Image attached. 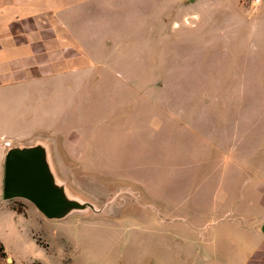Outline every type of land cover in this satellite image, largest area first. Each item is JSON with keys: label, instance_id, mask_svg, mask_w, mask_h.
I'll list each match as a JSON object with an SVG mask.
<instances>
[{"label": "rangeland", "instance_id": "374dc122", "mask_svg": "<svg viewBox=\"0 0 264 264\" xmlns=\"http://www.w3.org/2000/svg\"><path fill=\"white\" fill-rule=\"evenodd\" d=\"M18 2L0 0V264H239L264 214V0ZM30 146L83 207L3 198Z\"/></svg>", "mask_w": 264, "mask_h": 264}, {"label": "water", "instance_id": "95a60500", "mask_svg": "<svg viewBox=\"0 0 264 264\" xmlns=\"http://www.w3.org/2000/svg\"><path fill=\"white\" fill-rule=\"evenodd\" d=\"M3 198H25L48 218H61L71 208L83 207L67 198L55 183L40 146L8 150L4 160ZM262 230L264 232V225Z\"/></svg>", "mask_w": 264, "mask_h": 264}, {"label": "crops", "instance_id": "0c3cea01", "mask_svg": "<svg viewBox=\"0 0 264 264\" xmlns=\"http://www.w3.org/2000/svg\"><path fill=\"white\" fill-rule=\"evenodd\" d=\"M10 3L12 6L15 8L17 4L19 3L18 0H10ZM26 4V3H25ZM14 11L10 14L9 17L13 18L15 15H13ZM18 15V14H17ZM3 19V18H2ZM263 217L258 220L259 225L255 227V225H252V228L245 229L246 233H249L251 236V240L255 241V244H253V247H246L242 248L240 253L236 251L237 253V258L241 260L239 264H264V232L262 230V227L264 225V214L262 215ZM211 238V237H210ZM209 238V239H210ZM207 240V238H206ZM211 242V241H210ZM208 243L205 248L207 251V255H209L212 250H214L215 245L211 243ZM216 248V247H215ZM217 250V248H216ZM210 251V252H209ZM228 252V250H227ZM199 251H193L192 255L194 256V261L192 262L193 264H198L197 259L200 260L199 257ZM218 253V250H217ZM213 253H211L212 255ZM216 257L217 254H214ZM215 257L209 255V257H206L205 259L210 263V264H229V258L228 255L224 259L223 262H218ZM235 258V257H234Z\"/></svg>", "mask_w": 264, "mask_h": 264}, {"label": "trees", "instance_id": "16d2710c", "mask_svg": "<svg viewBox=\"0 0 264 264\" xmlns=\"http://www.w3.org/2000/svg\"><path fill=\"white\" fill-rule=\"evenodd\" d=\"M2 249V246H0V250Z\"/></svg>", "mask_w": 264, "mask_h": 264}]
</instances>
